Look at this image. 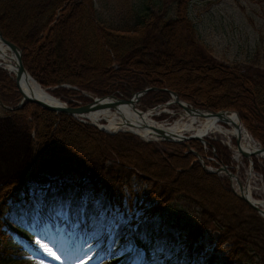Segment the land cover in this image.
Masks as SVG:
<instances>
[{
	"label": "trees",
	"instance_id": "1",
	"mask_svg": "<svg viewBox=\"0 0 264 264\" xmlns=\"http://www.w3.org/2000/svg\"><path fill=\"white\" fill-rule=\"evenodd\" d=\"M192 1L176 0L175 16L166 21L163 14L149 9L140 13L133 25L112 32L95 22L94 0H0V31L4 38L23 49L27 72L43 87L69 84L98 96L122 92L124 88L138 92L148 85L167 88L196 108L212 112L237 110L244 126L264 147V72L219 63L200 47L189 13ZM179 38L184 43L182 48L175 43ZM71 39L75 48H68ZM180 53L194 56L198 63L193 61L194 67L215 78L216 86L208 89L197 85L186 93L181 90L183 86L171 83L159 69H166ZM144 58L145 62H139ZM115 62L118 65L114 70ZM254 62L256 65L257 59ZM16 90L9 73L0 69V99L6 106H17L20 95ZM226 92L228 96L224 95ZM54 93L71 106L76 105L71 101L73 97L80 102L89 101L73 89L58 88ZM167 99V92L150 91L142 102L159 104ZM1 115L27 121L33 128L36 161L32 169L47 158H82L96 163L111 160L117 167L114 176L102 187L114 204L124 205L123 188L132 178L143 179L149 186L147 199L157 201L154 209L160 211L176 200L187 199L201 208L196 229L204 233L213 225L219 232L218 248L230 245L227 257L230 262L264 264V217L224 188L219 177L206 172L197 156L189 151H197L208 166L217 167L220 163L228 166L230 150L220 140L148 143L131 133L105 134L75 117L57 115L33 103H24L17 111L0 107ZM260 166L259 160H255V170L264 173V167ZM196 178L214 183L217 190L231 198L233 209L228 211L224 204L216 205V198L206 187L209 184L204 187L195 184ZM14 184L6 183L0 188V248L8 243L10 234H20L1 224L5 206L1 202L9 195L12 197Z\"/></svg>",
	"mask_w": 264,
	"mask_h": 264
},
{
	"label": "rangeland",
	"instance_id": "2",
	"mask_svg": "<svg viewBox=\"0 0 264 264\" xmlns=\"http://www.w3.org/2000/svg\"><path fill=\"white\" fill-rule=\"evenodd\" d=\"M94 4L95 22L112 32L133 25L140 13L149 9L157 15L163 14L165 21L176 13V0H94ZM189 10L197 32V42L215 61L237 64L253 72H264V0H194ZM72 18L75 20L74 16ZM71 36L69 37L73 38ZM71 40L68 48H75L74 39ZM175 43L178 48L184 45L182 38ZM68 52L70 54L69 49ZM256 59L258 65H254ZM140 61L142 63L146 59ZM172 61L166 69L156 68L155 72L159 69L164 75L167 74L165 77L171 83L183 86L182 91L189 93L197 85L208 89L216 86L215 78H209L194 67L198 64L194 56L180 53ZM193 61L196 63L193 64ZM117 65V62L113 64L114 70ZM79 69L77 65L76 70ZM44 88L53 95L56 89L66 88L79 92L82 97L85 96L84 92L91 93L93 97H102L69 84ZM16 92L20 95L17 103L19 106L22 94L18 88ZM116 93L127 97L131 91L124 88V91L114 92ZM224 95L228 96L227 92ZM170 100L168 94V99L164 102L147 105L148 103L140 100L136 107L145 110ZM71 101L78 106L89 103L80 102L75 97ZM166 108L169 112L161 113L153 119L171 125L182 119L188 120L179 114L182 110L178 105L172 104ZM164 109L161 106L160 110ZM1 116L0 188L6 183H15L10 191L14 193L12 197L9 195L2 199L1 203L7 206L1 223L5 228L15 227L33 238L27 243L18 235L12 236L0 248V264H38L40 259L49 264H77L79 259L87 256H93L90 264H117V259L124 260L126 256L129 259L125 264H246L236 260L233 263L229 261V244L218 248L220 237L215 226H209L204 233L196 229L201 218V208L187 199L176 200L165 209L157 211L154 209L157 201H149L146 197L148 183L134 177L123 188L126 198L124 205L114 204L105 196L102 187L114 176L117 166L111 160L96 163L82 158H47L35 170L32 169L36 161L32 148L35 140L33 128L22 119ZM193 130L190 134L196 131ZM247 131L250 133L248 129ZM250 135L252 136L251 133ZM207 138L220 140L226 147L230 144V171L245 184L250 163L241 156L235 159L236 144L231 134L216 132L209 134ZM166 161L171 166L170 161ZM259 164L264 167L261 159ZM217 176L224 188L237 196L240 194L237 182L230 175L220 173ZM201 180L196 178L194 183H199L202 187L209 184L206 187L216 198V205L224 204L228 211L233 209L229 196L217 190L214 183ZM251 186L253 197L264 201L263 171L255 170ZM45 225L48 228L47 234L44 231ZM37 239L56 248V251L59 248L57 252L62 260L58 262L48 258L36 244ZM89 244L92 245L91 248L88 247Z\"/></svg>",
	"mask_w": 264,
	"mask_h": 264
},
{
	"label": "water",
	"instance_id": "3",
	"mask_svg": "<svg viewBox=\"0 0 264 264\" xmlns=\"http://www.w3.org/2000/svg\"><path fill=\"white\" fill-rule=\"evenodd\" d=\"M0 41L3 43L4 46H6L8 48V51L10 52L11 56H7V59L9 60L10 63L8 62H0V67H2L3 69H8L11 72L15 73V84H17L18 90L20 92V94H22V100L19 103V107L17 109H19L22 105V103L27 102V103H34L37 104L40 108H44L45 110H48L50 112H56V113H61V114H67V115H71V116H82L84 117V114H93L92 112H94L95 110H103V109H111L114 111H118V113L120 114L122 121L124 122L123 124H120V128L118 129V131H123V128H128L127 132L133 133L136 136H138L139 138L145 140V135L141 134V133H136L133 131L134 128H144V129H148L151 128V130L154 131V135H156L155 139L162 142V141H168V142H179L182 143L184 141H191V140H200L202 138L205 137V135L201 136V135H182V134H177L174 132H168L166 131V129H169V127H166V129L164 128H156L154 126H152L151 124H145L141 121H137V122H131L130 120H127L124 112H127L129 114H131V112L126 111L123 108V105H127L130 104L131 105V109H132V113L136 112L137 114L141 115L144 114L146 112L141 111V110H137L135 108L136 103H138V101L140 100V97L144 96L145 94L149 93L150 90H158L157 88L154 87H148L147 89H145L144 91H140L138 93H134L132 94L131 98H119V97H115L114 95H108L105 97H97V96H92L91 93L89 92H84V94L91 100L90 103L84 104L82 106H69L67 103H64V105L62 106H55L53 104H48L46 102H44L43 100H38L35 99L32 95H28L26 94V92L23 90V85L21 83V78L22 76L28 78L29 76V72H27L26 68H25V64L23 61V51H21V48L16 44H14L12 41L4 38L2 32L0 31ZM9 65V67H4L5 65ZM162 91H168L167 89H160ZM169 92V91H168ZM170 94L173 98V101L171 103H167L164 106H169L172 103H176L178 104L181 108L184 109H188L190 111V113L194 116V117H199V118H209L212 120L211 126H213L215 124V122H219L222 124H228L229 122H233V118L237 119V123H233L234 127L238 130V132L242 129L246 127H244L241 116H239V113L237 111H232L229 109L226 110H222V111H218V112H211L210 110L207 109H198L195 108L194 106H191L190 104H188L186 101L181 100L179 98L176 97V95L174 94V92L170 91ZM108 99H111L110 101H108ZM0 105L3 106L4 108L8 109L6 106L3 105V103L0 101ZM161 106V105H160ZM160 106H156L153 109H157L160 108ZM189 106V107H188ZM99 128L104 131L105 133H111L108 130L106 131L103 126H99ZM116 131V132H118ZM235 139H236V145H237V149L238 151L247 159L249 160L250 163V173L249 176L247 178V182L245 184H243L241 181H239L237 175H235L232 171H230L229 169L220 166L217 167V169L211 170L207 167V165L205 164V162L203 161V159L199 156V161L202 163V166L204 168V170L206 172H210L213 174H220L223 172H226L228 175H230V177L237 182L238 186H239V191L240 194H238V196L240 197V199L242 198L246 203L249 204V206L253 207L257 213H259L261 216H264V205H262L259 202H256L252 199H250V195L248 192V186H249V180L251 175L254 172V157H262L264 155V147H262L261 145L258 146V149L255 151L252 150H247L242 146L241 143V138L239 136V133L237 135H235ZM264 157V156H263Z\"/></svg>",
	"mask_w": 264,
	"mask_h": 264
},
{
	"label": "bare ground",
	"instance_id": "4",
	"mask_svg": "<svg viewBox=\"0 0 264 264\" xmlns=\"http://www.w3.org/2000/svg\"><path fill=\"white\" fill-rule=\"evenodd\" d=\"M10 55L11 54L8 51V48L6 46H4L3 43L0 41V59H3L4 61H6L7 56H10ZM21 83L23 85V90L26 92V94L32 95L35 99L43 100L44 102H46L48 104H53L55 106L64 105V103H62L63 102L62 100H60L59 98L54 96L52 93H49L41 85V83L40 82L38 83L30 74H29L28 78L22 76ZM110 100L111 99H108V101H110ZM123 108L126 111L131 112V114L124 112L126 119L130 120L131 122L141 121L145 124H148V125L151 124L152 126H154L156 128H160V129L161 128L166 129V127H169V129H166V131L174 132V133L182 134V135L190 134L191 132L194 131L193 129H196L194 134L201 135V136H203V135L207 136V135L212 134V133L216 134V132L221 133V134H225V135L231 134L232 136H235L239 133L242 146L245 149H247V150L250 149L252 151H255L258 149V144L254 140V138H252L250 133L247 130H245V128H242L238 132V130L234 127L233 123H237L236 118H233V120H232L233 122L228 123L229 127L231 128V129H228V128H225L219 122H215V124L213 126H211L212 120L209 118H204V121L202 122L199 117H194L188 109H184V112H183L184 115L183 116H184V118H186L188 120L183 121L184 119H182V120L176 121L175 123H172V125H171V124L159 123L158 121L153 119V117L156 116L157 113L159 112L158 109H149V111H147L146 113L139 115L136 112L132 113V109H131L130 104L123 105ZM92 113L93 114H84V117L81 116V118L89 119L90 122H92L94 124L97 123L99 125H102V124H104L103 122H105L106 123V125L104 126L105 130L118 131V129L120 128V124L124 123L122 121V118H121L120 114L118 113V111H114V110L106 108L103 110H95ZM198 122H200V123H198ZM197 124H199V125H197ZM124 129L128 130V128H123V130ZM133 131L136 133H141V134L145 135L146 140L151 141V140H155V138H156L155 137L156 135H154V131L151 130V128L144 129V128L139 127V128H134ZM237 158L238 157H236L235 159H237ZM235 187H236V185H235ZM252 187L253 186H249L247 189L249 192V195H250V199L264 205V201H258L253 197L252 192H251Z\"/></svg>",
	"mask_w": 264,
	"mask_h": 264
},
{
	"label": "snow or ice",
	"instance_id": "5",
	"mask_svg": "<svg viewBox=\"0 0 264 264\" xmlns=\"http://www.w3.org/2000/svg\"><path fill=\"white\" fill-rule=\"evenodd\" d=\"M44 231H45V234H47V231H48L47 225H45ZM36 244L43 251V253L50 259L58 261V262L62 260L61 255H59L58 252L53 247H50L48 243H43L40 239H37ZM88 247L91 248L92 245L89 244ZM92 259H93V256H87L86 258L79 259L77 261V264H90ZM38 264H49V262L44 259H40L38 261Z\"/></svg>",
	"mask_w": 264,
	"mask_h": 264
}]
</instances>
